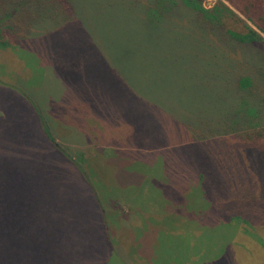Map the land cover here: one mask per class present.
I'll return each instance as SVG.
<instances>
[{
  "label": "rangeland",
  "instance_id": "obj_1",
  "mask_svg": "<svg viewBox=\"0 0 264 264\" xmlns=\"http://www.w3.org/2000/svg\"><path fill=\"white\" fill-rule=\"evenodd\" d=\"M147 1L82 0L69 22L42 19L21 38L1 31L0 264L221 258L219 235L229 234L204 229L196 183L175 185L165 161L181 158L172 144L187 132L178 123L205 102L169 96L193 83L189 72L202 59L186 21L148 39L130 31L124 16ZM224 56L209 62L220 67ZM237 250L231 264H240Z\"/></svg>",
  "mask_w": 264,
  "mask_h": 264
},
{
  "label": "trees",
  "instance_id": "obj_2",
  "mask_svg": "<svg viewBox=\"0 0 264 264\" xmlns=\"http://www.w3.org/2000/svg\"><path fill=\"white\" fill-rule=\"evenodd\" d=\"M81 1L0 0V33L21 38L42 19L57 25L69 22L71 8ZM203 1L148 0L142 10L124 17L134 22L130 31L146 39L186 21L193 36L189 47L202 60L189 72L193 83L187 88L177 84L169 97L205 102L194 101L178 123L187 132L172 144L181 158L172 162L165 157V161L178 173L175 185L196 183L194 188L207 207L201 216L210 223L204 229L209 234L217 229L229 234L219 235L220 244L226 246L220 250L221 258L205 264H231L232 251L239 247L246 252L243 256L237 250L240 264H264V39L260 35L264 36V0H217L210 8ZM234 23L241 27H232ZM218 53L230 57L224 56V65L215 67L209 61ZM205 109L208 115L197 114ZM202 231L192 233L195 242ZM194 241L187 245L193 246Z\"/></svg>",
  "mask_w": 264,
  "mask_h": 264
}]
</instances>
